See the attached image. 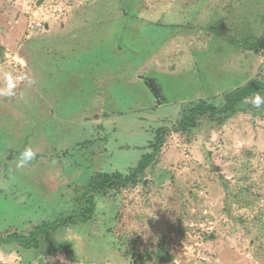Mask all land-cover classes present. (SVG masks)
Returning a JSON list of instances; mask_svg holds the SVG:
<instances>
[{"label":"rangeland","instance_id":"obj_1","mask_svg":"<svg viewBox=\"0 0 264 264\" xmlns=\"http://www.w3.org/2000/svg\"><path fill=\"white\" fill-rule=\"evenodd\" d=\"M91 1L0 0V88L9 71L35 81L0 95V237L96 202L39 248L1 243L0 264H264V91L177 128L264 82V0ZM162 127L145 173L90 190L130 177Z\"/></svg>","mask_w":264,"mask_h":264},{"label":"trees","instance_id":"obj_2","mask_svg":"<svg viewBox=\"0 0 264 264\" xmlns=\"http://www.w3.org/2000/svg\"><path fill=\"white\" fill-rule=\"evenodd\" d=\"M250 49L259 53L264 51V35L257 41L250 43ZM264 91V82H251L247 87L240 88L227 95V102L224 107L218 108L207 100H201L199 103L190 110L189 116H187L183 121L178 123L177 128L179 130L185 131L195 125L198 117L203 115H219V114H229L236 110L237 105L251 97L253 94ZM171 129L169 127H162L157 131V136L155 142L153 143V151L142 157L139 161L136 169L132 172L130 177H124L122 174L117 173L113 176H104L101 180H96L91 183L90 190H96L103 192L107 188H114L116 186H126L133 179H135L139 174L145 173L146 169L155 161L158 153L165 143V136L169 133ZM87 200L90 203V207L86 212L81 214H75L67 217H61L53 222L45 223L38 227L36 232L31 236L23 235L18 232L11 233L8 237H0L1 243H19L26 249L39 248L41 236L50 234L51 232L57 231L61 227L67 225H78L82 223H87L91 220L96 209V202L93 195H88Z\"/></svg>","mask_w":264,"mask_h":264},{"label":"clouds","instance_id":"obj_3","mask_svg":"<svg viewBox=\"0 0 264 264\" xmlns=\"http://www.w3.org/2000/svg\"><path fill=\"white\" fill-rule=\"evenodd\" d=\"M4 81H5L4 87L0 88V95L6 96V97L16 96V88H17L18 81H27L29 86L35 82L34 80H32L31 77L27 75L18 76L11 71L5 74ZM19 98L20 100H24L25 93L21 92ZM253 103L255 104L256 107H259L262 103H264V100H262L259 96H257L254 99ZM34 155L35 153L31 149H26L21 154V158L17 164V167L23 168L34 158Z\"/></svg>","mask_w":264,"mask_h":264},{"label":"crops","instance_id":"obj_4","mask_svg":"<svg viewBox=\"0 0 264 264\" xmlns=\"http://www.w3.org/2000/svg\"><path fill=\"white\" fill-rule=\"evenodd\" d=\"M96 0H92L91 2L92 3H94ZM92 6H93V4H92ZM131 8H133L132 6H131ZM136 9V8H135ZM138 10H139V7H138ZM129 14H134V13H132V12H129ZM135 17H139V18H141L142 16H140V15H136ZM143 18V17H142ZM144 19V18H143ZM78 28V27H77ZM77 28L75 29V31L77 30ZM64 31V30H63ZM70 32L71 31H68V32H66V33H63L64 35L63 36H68V35H70ZM72 34H73V32H72ZM69 37V36H68ZM122 44V43H121ZM121 47H123V44H122V46ZM153 86V85H152Z\"/></svg>","mask_w":264,"mask_h":264}]
</instances>
